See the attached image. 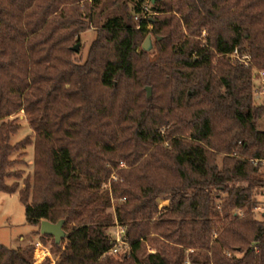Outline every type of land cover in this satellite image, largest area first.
<instances>
[{
    "label": "trees",
    "instance_id": "trees-1",
    "mask_svg": "<svg viewBox=\"0 0 264 264\" xmlns=\"http://www.w3.org/2000/svg\"><path fill=\"white\" fill-rule=\"evenodd\" d=\"M146 2L0 0V191L36 228L65 221L60 245L36 232L57 264H264V0H156L143 18ZM21 112L34 139L12 144ZM29 145L32 180L15 170ZM36 248L0 243V264H36Z\"/></svg>",
    "mask_w": 264,
    "mask_h": 264
},
{
    "label": "rangeland",
    "instance_id": "rangeland-1",
    "mask_svg": "<svg viewBox=\"0 0 264 264\" xmlns=\"http://www.w3.org/2000/svg\"><path fill=\"white\" fill-rule=\"evenodd\" d=\"M120 3H117L115 6L120 7ZM143 8L149 9L146 14L143 15V18H151L154 14L153 11L150 9V0H147ZM148 29H152V26L149 25ZM97 31L95 27H91L86 32L82 33L79 37V42H75L76 46L77 44L80 45V50L75 54V58L77 60L84 61L87 58L89 47L93 40L96 38ZM151 36V50L148 53L149 59L151 61H157L158 60V53L156 50V42L155 37L151 34H148L144 40L142 41L141 47L143 46L146 38L148 36ZM232 61H234L233 58H231ZM256 84L258 82L256 81ZM152 94V89H151ZM15 118H18V123L20 124V129L16 134H14L11 138V143L16 144L27 137L30 139H34V133L30 129V126L25 120V117L23 113H19L16 115ZM259 128L261 130H264V118L259 122ZM19 160L18 164L15 165V170L22 172V178L32 180L33 173H34V147L33 145L27 146L20 155L14 157ZM220 162V158H219ZM22 179V180H23ZM14 180H8L7 182L10 184ZM22 183V181H20ZM23 187V186H22ZM169 196V195H166ZM160 199V207H164L166 204L165 200H170L169 197H161ZM260 201V207L258 209V215L259 217H263L264 215V196H259ZM117 204V202H113V207L111 208L110 212H114V206ZM39 232V227L36 228L32 225H30L25 217V209L24 205L20 201L19 193L15 194H7L2 191H0V243L4 246L10 248V249H19L21 247H24L30 243H35L37 248L35 250V260L36 264H40L46 257V254L50 250V244L51 242L42 243L41 247H38V243H40V235L36 232ZM115 232V228H111L109 230V233L111 236ZM45 247L47 248V251H45ZM127 251V250H126ZM52 258L58 259V256L51 255ZM113 256V255H112ZM44 257V258H43ZM117 258H121L122 256H113ZM43 258L42 261L40 259ZM52 261V260H51Z\"/></svg>",
    "mask_w": 264,
    "mask_h": 264
},
{
    "label": "built area",
    "instance_id": "built-area-1",
    "mask_svg": "<svg viewBox=\"0 0 264 264\" xmlns=\"http://www.w3.org/2000/svg\"><path fill=\"white\" fill-rule=\"evenodd\" d=\"M231 58H233L239 64H244L246 66L248 65L250 59L249 56H240L238 50H235L233 52ZM256 81L258 82V84H256L254 88L255 100L260 103H264V72L259 74ZM254 163L257 165L258 161ZM261 167L264 169V161H261ZM111 179L116 180L117 178L115 175H112ZM114 228L115 232L112 234L114 245L109 254L113 256H122L126 252V250H128L126 230L121 226H116ZM49 258L52 260V264H57V260L52 258L51 255H49Z\"/></svg>",
    "mask_w": 264,
    "mask_h": 264
},
{
    "label": "water",
    "instance_id": "water-1",
    "mask_svg": "<svg viewBox=\"0 0 264 264\" xmlns=\"http://www.w3.org/2000/svg\"><path fill=\"white\" fill-rule=\"evenodd\" d=\"M156 0H152L153 3H155ZM152 46H151V36L149 35L143 46H142V49L145 51V52H149L151 50ZM72 50L74 52H79L80 50V45L77 44L76 46H74L72 48ZM146 91H147V95L148 97L151 96V88L150 87H147L146 88ZM64 224H65V221L62 220L56 224H53L49 221H42L41 224H40V228H39V231H40V234L42 236L44 235H47V236H51L54 238L55 240V243L57 245H60L61 244V241L67 237V233L64 231L63 227H64Z\"/></svg>",
    "mask_w": 264,
    "mask_h": 264
},
{
    "label": "crops",
    "instance_id": "crops-1",
    "mask_svg": "<svg viewBox=\"0 0 264 264\" xmlns=\"http://www.w3.org/2000/svg\"><path fill=\"white\" fill-rule=\"evenodd\" d=\"M164 197V196H163ZM165 197H169V196H165ZM162 199V198H161ZM170 201H171V196H170V200H165V203L166 204H164L165 206H168L169 204H170ZM42 243H38L37 245H41ZM45 251H47V248L45 247ZM50 255V253H49V251H48V253L46 254V252H45V256H49ZM44 258V257H43ZM43 258H41L40 259V261H42L43 260Z\"/></svg>",
    "mask_w": 264,
    "mask_h": 264
},
{
    "label": "flooded vegetation",
    "instance_id": "flooded-vegetation-1",
    "mask_svg": "<svg viewBox=\"0 0 264 264\" xmlns=\"http://www.w3.org/2000/svg\"><path fill=\"white\" fill-rule=\"evenodd\" d=\"M150 4H154L153 2H152V0H150ZM144 14H146V12H148L149 11V9H147V8H144Z\"/></svg>",
    "mask_w": 264,
    "mask_h": 264
},
{
    "label": "bare ground",
    "instance_id": "bare-ground-1",
    "mask_svg": "<svg viewBox=\"0 0 264 264\" xmlns=\"http://www.w3.org/2000/svg\"><path fill=\"white\" fill-rule=\"evenodd\" d=\"M39 247H41V245H39Z\"/></svg>",
    "mask_w": 264,
    "mask_h": 264
}]
</instances>
